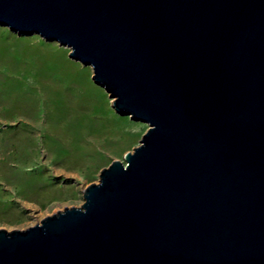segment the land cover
<instances>
[{
	"label": "water",
	"instance_id": "water-1",
	"mask_svg": "<svg viewBox=\"0 0 264 264\" xmlns=\"http://www.w3.org/2000/svg\"><path fill=\"white\" fill-rule=\"evenodd\" d=\"M149 129L0 264H264V0H0Z\"/></svg>",
	"mask_w": 264,
	"mask_h": 264
},
{
	"label": "rangeland",
	"instance_id": "rangeland-1",
	"mask_svg": "<svg viewBox=\"0 0 264 264\" xmlns=\"http://www.w3.org/2000/svg\"><path fill=\"white\" fill-rule=\"evenodd\" d=\"M70 50L0 26V230H25L84 203L102 169L149 129L115 112Z\"/></svg>",
	"mask_w": 264,
	"mask_h": 264
}]
</instances>
